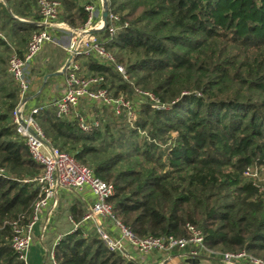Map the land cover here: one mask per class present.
Masks as SVG:
<instances>
[{
    "label": "trees",
    "instance_id": "1",
    "mask_svg": "<svg viewBox=\"0 0 264 264\" xmlns=\"http://www.w3.org/2000/svg\"><path fill=\"white\" fill-rule=\"evenodd\" d=\"M52 1L71 28L87 22L93 4ZM37 2H0V264H24L11 247L12 225H28L39 195L42 168L15 132L19 89L8 73L10 57H22L43 29ZM106 3L116 29L110 36L108 22L97 36L125 78L93 57L77 58L78 76L102 78L113 99L147 92L158 108L139 98L132 117H115L104 107L85 133L42 107L34 120L44 138L111 186L114 217L136 237L187 238L192 226L207 249L264 264V0ZM248 168L259 177H245ZM83 213L78 203L70 208L75 224ZM174 254L179 264H222ZM53 256L56 264H142L108 251L88 225L60 238Z\"/></svg>",
    "mask_w": 264,
    "mask_h": 264
},
{
    "label": "built area",
    "instance_id": "2",
    "mask_svg": "<svg viewBox=\"0 0 264 264\" xmlns=\"http://www.w3.org/2000/svg\"><path fill=\"white\" fill-rule=\"evenodd\" d=\"M59 3L52 0H38L37 10L40 15L42 30L34 33L27 44V50L22 57L12 55L8 61V73L18 85L19 99L12 113L15 124V132L24 142L32 161L42 168L41 175L35 180L39 188L38 200L33 207V217L26 227H19L16 223L12 225L11 247L17 254L18 259L26 264L28 250L32 242V228L37 222L41 212L51 217L58 208L59 197L62 191L81 192L88 189L93 203L83 213L79 224L73 222L72 232L83 225L92 227L104 247L113 253H119L129 260H138L140 263L150 254L160 256V264H166L175 258L174 252L181 254L187 260H218L222 264H263L245 252L236 254L217 253L207 249L203 242L201 233L192 226H187L189 236L187 238H138L128 228L116 220L113 214L112 205L108 199L112 193L111 186L95 178L92 172L80 165L72 155L53 148L44 138L41 129L37 126L34 116L42 107H34L28 112L25 110V99L29 93L30 79L28 66L47 45L55 43L58 34L69 37V44L65 48L68 59L63 74V92L59 98L54 100L50 107L54 110L57 119L76 120L82 132H90L97 122H90L84 118L78 108L84 101L98 103L100 106L111 109L113 115L118 117L125 112L132 117L134 106L131 102L122 98L113 99L108 95L105 88L101 87L102 78L78 76L79 65L77 58L93 57L99 64L112 66L120 75L125 78L123 66L117 64L114 57L109 53L104 43L99 40L100 33L105 26L101 20L102 10H95L94 6L87 5V22L80 28H71L64 22L57 20ZM100 7H103L102 1ZM99 24L96 25L97 18ZM117 16L107 15L106 24H111L109 35L115 31ZM94 31H99L92 34ZM0 38H2L0 34ZM138 98L149 100L158 108L155 98L140 90H135ZM71 118V119H69ZM0 169V177H5ZM247 178H258L254 168H248L244 172ZM263 181V179H261ZM60 239L57 240V242ZM136 253V256L131 254ZM49 259L51 264H56L51 252Z\"/></svg>",
    "mask_w": 264,
    "mask_h": 264
},
{
    "label": "crops",
    "instance_id": "3",
    "mask_svg": "<svg viewBox=\"0 0 264 264\" xmlns=\"http://www.w3.org/2000/svg\"><path fill=\"white\" fill-rule=\"evenodd\" d=\"M69 44V37L58 34L55 43L45 45L31 61L27 72L30 88L25 99V111L34 107H46L59 98L63 92L62 70L67 63L68 55L65 48ZM78 111L80 112L79 108ZM78 203L86 211L93 203L88 189L81 192L62 191L58 208L48 217L41 212L32 228V242L27 253L26 264H51L49 256L57 244V240L72 232L73 221L70 208ZM133 256L137 254L131 251ZM138 256V255H137ZM157 259V260H156ZM179 260L173 258L168 264ZM158 254H150L141 261L144 264H160Z\"/></svg>",
    "mask_w": 264,
    "mask_h": 264
},
{
    "label": "rangeland",
    "instance_id": "4",
    "mask_svg": "<svg viewBox=\"0 0 264 264\" xmlns=\"http://www.w3.org/2000/svg\"><path fill=\"white\" fill-rule=\"evenodd\" d=\"M93 2L92 6H94L95 10H102V7H100L101 4V0H91ZM0 2H2V0H0ZM100 21V17L97 18L96 25L99 24ZM138 102H140V99L138 97H133L131 99V103L133 104V106L135 107V109L138 107ZM79 110H80V114L88 119L90 122L96 120V118L100 117V116H104V107L100 106L98 103H93V102H89V101H84L80 104L79 106ZM71 119V118H69ZM157 260V259H156ZM180 259L178 262H174L173 264H179L180 263ZM144 264V263H142ZM199 264H214L212 262L209 261H201Z\"/></svg>",
    "mask_w": 264,
    "mask_h": 264
},
{
    "label": "water",
    "instance_id": "5",
    "mask_svg": "<svg viewBox=\"0 0 264 264\" xmlns=\"http://www.w3.org/2000/svg\"><path fill=\"white\" fill-rule=\"evenodd\" d=\"M102 1V4H103V7H102V12H101V20L103 22V25L105 26L106 25V19H107V15H108V6H107V3H106V0H101ZM99 31H94L92 32V34H96L98 33Z\"/></svg>",
    "mask_w": 264,
    "mask_h": 264
}]
</instances>
